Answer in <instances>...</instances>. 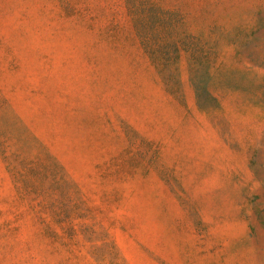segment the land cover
I'll return each mask as SVG.
<instances>
[{"label": "rangeland", "instance_id": "obj_1", "mask_svg": "<svg viewBox=\"0 0 264 264\" xmlns=\"http://www.w3.org/2000/svg\"><path fill=\"white\" fill-rule=\"evenodd\" d=\"M0 264H264V0H0Z\"/></svg>", "mask_w": 264, "mask_h": 264}]
</instances>
